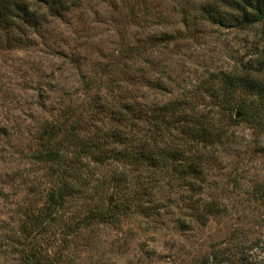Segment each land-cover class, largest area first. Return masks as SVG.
I'll list each match as a JSON object with an SVG mask.
<instances>
[{
	"label": "rangeland",
	"instance_id": "obj_1",
	"mask_svg": "<svg viewBox=\"0 0 264 264\" xmlns=\"http://www.w3.org/2000/svg\"><path fill=\"white\" fill-rule=\"evenodd\" d=\"M205 3L68 0L61 17L29 34V46L0 49V264H21L28 238L54 264H199L219 250L235 255L228 256L233 264L242 256L264 257V205L253 196L264 184V129L246 123L231 129L210 167L204 198L225 206L207 226L194 220H187L186 228L179 225L189 218L185 189L165 176L152 184L151 199L160 210L154 216L132 207L114 225L78 229V207L84 203L74 198L55 223L41 218L59 168L39 162L38 154L53 136L47 149H61L68 128L88 120L93 108L95 122L119 130L112 114L127 101L156 106L191 95L212 74L260 67L264 28L239 31L210 24L200 16ZM162 33L179 37L167 48L148 44L150 36ZM133 49L140 53H130ZM78 144L76 138L63 154L72 159ZM85 163L83 177L98 180L92 183V204H108L116 192L110 179L102 181L119 165ZM26 221L33 224L29 233L23 232ZM69 227L74 231L65 244L61 233ZM233 239L241 248L259 247L241 256V248L230 245Z\"/></svg>",
	"mask_w": 264,
	"mask_h": 264
},
{
	"label": "trees",
	"instance_id": "obj_2",
	"mask_svg": "<svg viewBox=\"0 0 264 264\" xmlns=\"http://www.w3.org/2000/svg\"><path fill=\"white\" fill-rule=\"evenodd\" d=\"M67 1L0 0V49L29 46V34L40 30L50 19L61 17L68 10L65 8ZM43 7L46 12L41 11ZM200 16L208 23L225 29L250 31L261 26L264 28V0H206L200 9ZM262 31L264 34V29ZM178 37L174 33L152 35L148 44L167 48ZM130 53L139 54L140 51L133 49ZM262 59L256 63L259 68L247 66L210 75L189 96L169 99L152 107L127 101L112 114L119 130H108V127L95 122L93 108L88 120H79L68 128L61 149H47L55 136L45 142L46 149L41 155L38 154L37 160L57 165L59 172L57 185L48 195L42 213L44 224L55 223L60 212L74 198L84 203L78 207V229L114 225L132 207L141 208L154 216L153 213L157 214L160 210H156L151 199L152 184L159 183L161 176L173 179L185 189L183 198L187 201L189 218L180 220V226L186 228L187 220L207 226L212 218L219 217L225 205L204 198L209 170L217 161L218 151L226 147L235 125L246 123L255 130L264 129V56ZM96 109H102L100 103ZM139 122L142 129L138 128ZM76 138L80 149L75 157L69 159L63 152ZM87 160L97 166L119 165L109 178L102 181L110 179L116 192L108 198V204H92L96 192L92 183L96 184L98 180L92 182L83 177V172L89 167L85 163ZM116 195H122V199H117ZM253 196L264 205V184L254 189ZM32 225V222H23V232L29 233ZM71 231L74 230L69 227L67 232L61 233L63 243ZM232 241L230 245L239 250L238 241ZM32 242L28 238L22 243L21 264H54L44 256L47 254L42 255L39 250H34ZM258 247L253 244L241 248V256L243 250L245 254L247 251L253 253V248ZM225 255L226 252L219 250L213 258L209 256L199 264H231L230 257L234 258L235 255L231 252L230 257ZM238 263L264 264V257L242 256Z\"/></svg>",
	"mask_w": 264,
	"mask_h": 264
},
{
	"label": "water",
	"instance_id": "obj_3",
	"mask_svg": "<svg viewBox=\"0 0 264 264\" xmlns=\"http://www.w3.org/2000/svg\"><path fill=\"white\" fill-rule=\"evenodd\" d=\"M239 117H240V114L237 115V118H239Z\"/></svg>",
	"mask_w": 264,
	"mask_h": 264
}]
</instances>
